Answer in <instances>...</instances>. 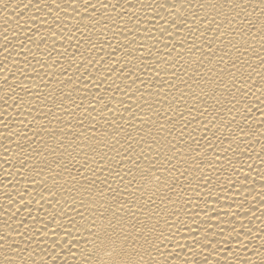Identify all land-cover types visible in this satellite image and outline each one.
Returning a JSON list of instances; mask_svg holds the SVG:
<instances>
[{"label": "bare ground", "instance_id": "bare-ground-1", "mask_svg": "<svg viewBox=\"0 0 264 264\" xmlns=\"http://www.w3.org/2000/svg\"><path fill=\"white\" fill-rule=\"evenodd\" d=\"M0 264H264V0H0Z\"/></svg>", "mask_w": 264, "mask_h": 264}]
</instances>
